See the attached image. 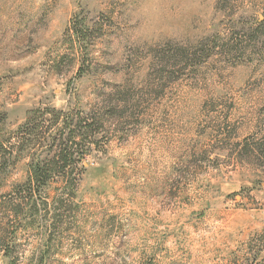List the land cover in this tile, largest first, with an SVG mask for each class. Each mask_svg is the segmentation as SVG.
I'll list each match as a JSON object with an SVG mask.
<instances>
[{
  "label": "rangeland",
  "instance_id": "374dc122",
  "mask_svg": "<svg viewBox=\"0 0 264 264\" xmlns=\"http://www.w3.org/2000/svg\"><path fill=\"white\" fill-rule=\"evenodd\" d=\"M48 107L106 143L18 221L2 171L0 264H264V0H0L4 138Z\"/></svg>",
  "mask_w": 264,
  "mask_h": 264
},
{
  "label": "trees",
  "instance_id": "16d2710c",
  "mask_svg": "<svg viewBox=\"0 0 264 264\" xmlns=\"http://www.w3.org/2000/svg\"><path fill=\"white\" fill-rule=\"evenodd\" d=\"M2 121L0 118V174L24 154L32 157L26 181L7 195L6 208L17 221L27 210L47 207L48 203H40L39 199L50 183L60 182L61 194L74 197L83 174L80 161L106 143L101 134L105 127V118L101 113L52 107L31 110L25 122L6 138ZM41 152H45V156L40 158ZM2 222L0 217V232L3 230ZM0 251L12 256L10 246H0Z\"/></svg>",
  "mask_w": 264,
  "mask_h": 264
}]
</instances>
